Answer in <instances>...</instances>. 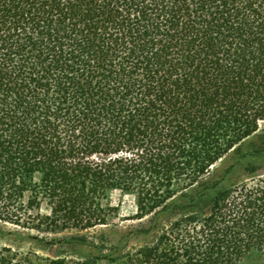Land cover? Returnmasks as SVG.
<instances>
[{
	"label": "trees",
	"instance_id": "16d2710c",
	"mask_svg": "<svg viewBox=\"0 0 264 264\" xmlns=\"http://www.w3.org/2000/svg\"><path fill=\"white\" fill-rule=\"evenodd\" d=\"M262 122L264 0H0V222L47 240L109 224L114 190L136 218L212 190L108 264H264V173L207 184Z\"/></svg>",
	"mask_w": 264,
	"mask_h": 264
},
{
	"label": "rangeland",
	"instance_id": "374dc122",
	"mask_svg": "<svg viewBox=\"0 0 264 264\" xmlns=\"http://www.w3.org/2000/svg\"><path fill=\"white\" fill-rule=\"evenodd\" d=\"M254 167L259 173H264V122L260 129L251 137L241 142L226 157L214 167V172L207 180L210 187L229 180L248 178L250 173L247 168ZM232 171L227 176L226 171ZM212 190L205 194L200 203L194 207H186L176 211L152 213L143 218H136L137 200L132 192L114 190L110 192L108 202L118 207V212L107 225L78 232L65 231L58 235H50L49 239L36 237V231L15 226L10 223L0 222V248L10 246L15 250L28 252L34 251L48 257H67L83 259L94 255L102 257L101 264H108L109 258L125 254L127 251L144 244L151 243L160 227L176 218L186 210L208 209ZM81 234L92 242L80 243L62 239L65 236ZM60 238L52 240L51 238ZM240 264H263L257 256L250 255Z\"/></svg>",
	"mask_w": 264,
	"mask_h": 264
}]
</instances>
